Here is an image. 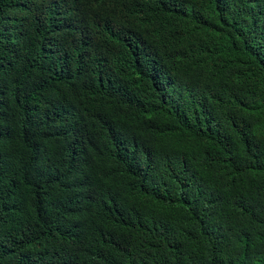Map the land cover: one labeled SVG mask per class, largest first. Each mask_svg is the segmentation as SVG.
Instances as JSON below:
<instances>
[{"label": "trees", "instance_id": "trees-1", "mask_svg": "<svg viewBox=\"0 0 264 264\" xmlns=\"http://www.w3.org/2000/svg\"><path fill=\"white\" fill-rule=\"evenodd\" d=\"M259 10L264 16V0ZM250 12L233 0L0 3V34L27 27L17 61L0 57V106L14 120L46 69L68 79L85 58L93 65H125V46L96 36L100 26L114 22L156 55L160 82L183 86L189 100L198 99L183 104L160 89L141 90L157 79L133 74L118 81L87 79L75 91L77 102L119 122L131 117L172 130L187 156L201 157L197 180L185 185L184 194L157 177L144 182L145 160L162 143L158 135L131 145L123 158L109 138L95 136L94 108L64 123L55 140H43L54 150L48 173L31 163L27 147L4 133L0 264L64 255V233L51 243L45 230L63 227L76 200L91 186L106 185L119 190L105 212V243L124 226L137 225L116 256L129 253L140 258L138 264H264V17L256 29L260 20ZM25 75L35 84L26 86ZM217 117L236 118L238 125L230 130L220 122L217 128ZM152 219V225L139 226Z\"/></svg>", "mask_w": 264, "mask_h": 264}, {"label": "clouds", "instance_id": "clouds-1", "mask_svg": "<svg viewBox=\"0 0 264 264\" xmlns=\"http://www.w3.org/2000/svg\"><path fill=\"white\" fill-rule=\"evenodd\" d=\"M8 1L12 0H0V3ZM39 1L23 0L27 5ZM233 2L250 10V13L253 12L259 18L260 22L256 29L261 26L264 16L259 10L260 0H233ZM21 30L19 34L12 32L0 34V57L17 61V56L23 54L25 46L22 45V41L27 27H22ZM96 36L100 39L112 37L121 42L125 46V65L107 64L105 61L93 65L89 64L85 58L81 61L76 73L68 79L62 78L51 69H46L35 85L34 97L24 102V108L18 120L11 117L7 108L0 106V136L4 133L10 135L21 143V147H27L31 163L41 168L43 173H48L52 166L54 150L45 145L43 140H55L64 123L77 122L91 108H94L95 136L109 138L111 147L115 151L123 152V158L129 152L131 145H136L139 141H148V135L151 133L158 135L162 143L145 160L144 182H154L152 179L157 177L163 185L165 182L171 183L185 194V185H193L195 182L193 180H197L195 173L199 168L197 162L201 161V157L187 156L180 147L182 144L171 133L172 130L159 129L154 124L146 127L141 121L138 122L131 117H126L125 120L119 122V118L99 111L88 103L82 101L78 103L75 91L86 87L85 80L87 79L98 82L118 81L135 74L136 77L157 79L154 86L141 90L160 89L175 96L183 104L194 102L198 97L189 100L183 93V86L160 82L158 76L162 72V67L156 55L141 43L136 45V37L127 28L110 22L100 26ZM89 72H93V76H90ZM24 83L26 86L35 84L29 80L27 75H25ZM216 119L217 128L220 122L228 124L230 130L238 125L236 118L221 117L218 119L217 117ZM179 128L187 127L180 124ZM142 131L146 133L142 134ZM200 139H205V134ZM118 190L119 188L115 185L91 186L80 200L75 199L76 207L67 215L64 226L50 227L45 230L51 243L59 234L64 233L65 254L40 255L36 264H138L140 258L129 253H120L116 256L114 251L119 247H126L132 231L137 227L135 221L121 228L105 243L108 231L104 216L106 210L116 203ZM162 220L167 222L165 219ZM154 221L152 219L139 226L148 227Z\"/></svg>", "mask_w": 264, "mask_h": 264}]
</instances>
